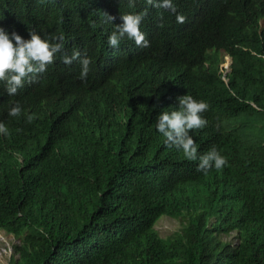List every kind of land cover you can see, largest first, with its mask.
<instances>
[{
    "label": "trees",
    "instance_id": "16d2710c",
    "mask_svg": "<svg viewBox=\"0 0 264 264\" xmlns=\"http://www.w3.org/2000/svg\"><path fill=\"white\" fill-rule=\"evenodd\" d=\"M172 3L176 14L146 0H0L9 36L64 37L36 82L10 96L0 81V231L19 240L9 264H264V0ZM145 10L149 47H110L121 16ZM74 49L92 61L85 80L79 60L62 62ZM184 95L209 105L189 133L198 157L228 158L206 175L156 128ZM163 216L182 224L166 239Z\"/></svg>",
    "mask_w": 264,
    "mask_h": 264
},
{
    "label": "clouds",
    "instance_id": "9594fccd",
    "mask_svg": "<svg viewBox=\"0 0 264 264\" xmlns=\"http://www.w3.org/2000/svg\"><path fill=\"white\" fill-rule=\"evenodd\" d=\"M147 4L157 8H164L176 14L177 9L172 0H146ZM135 0H129V6H134ZM109 22L115 17L104 14ZM147 15V10L138 14H126L121 16L123 23L115 27V30L108 37V44L112 48H118L121 41L125 38L134 40L140 47H149V41L141 31V24ZM178 23H185L186 17L177 14ZM30 39L25 40L15 31L11 36L6 30L0 27V81L6 83L7 93L12 96L17 94L18 89L22 88L25 82L34 83L38 77L46 72L47 67L54 62L58 53L64 51V37H52L56 42H49L36 33L29 32ZM13 41L15 43H13ZM79 60L82 66L81 80H85L89 73L91 59L86 55L82 58L80 51L73 50L71 56L65 54L62 62L71 65ZM231 57L225 55L223 64V79L227 82L226 74L230 72ZM179 108L171 112L163 111L157 118L156 128L159 133L166 137L169 147L175 146L182 149L188 160L195 161L199 158L197 171L205 175L214 166L217 170L227 165L228 158L221 155L216 147H212L207 153L198 157L196 142L189 134L193 129H201L207 126L208 121L203 118V113L209 109L208 103L197 101L191 95L178 97ZM21 106L16 103L10 109L9 115L16 117L21 114ZM35 114L28 115L27 120L31 123L35 119ZM219 127V126H217ZM21 131V130H17ZM0 134L7 135L8 129L3 122H0Z\"/></svg>",
    "mask_w": 264,
    "mask_h": 264
},
{
    "label": "rangeland",
    "instance_id": "374dc122",
    "mask_svg": "<svg viewBox=\"0 0 264 264\" xmlns=\"http://www.w3.org/2000/svg\"><path fill=\"white\" fill-rule=\"evenodd\" d=\"M181 226L180 219L163 216L158 220L154 229L160 237L166 239L179 232ZM234 235L235 233H231L229 236H223L222 241L234 243ZM18 243V239H14L12 236L0 231V264H9V260L14 254V246Z\"/></svg>",
    "mask_w": 264,
    "mask_h": 264
}]
</instances>
